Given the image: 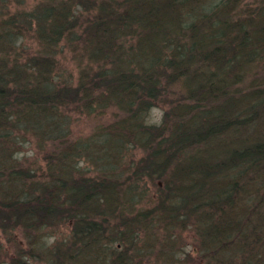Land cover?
Segmentation results:
<instances>
[{
  "label": "trees",
  "instance_id": "trees-1",
  "mask_svg": "<svg viewBox=\"0 0 264 264\" xmlns=\"http://www.w3.org/2000/svg\"><path fill=\"white\" fill-rule=\"evenodd\" d=\"M18 1L0 13V228L22 227L41 256L7 264H127V225L161 219L193 228L202 264H264V0ZM104 103L122 116L74 142L62 109ZM30 141L43 174L17 154ZM144 179L158 202L134 212ZM59 223L70 231L49 251L42 229Z\"/></svg>",
  "mask_w": 264,
  "mask_h": 264
},
{
  "label": "rangeland",
  "instance_id": "rangeland-1",
  "mask_svg": "<svg viewBox=\"0 0 264 264\" xmlns=\"http://www.w3.org/2000/svg\"><path fill=\"white\" fill-rule=\"evenodd\" d=\"M24 1L28 6L34 4V0ZM19 2L20 1L18 0H0L1 9H6L4 12L0 9V13H6L7 6L16 7V4ZM251 4L255 6L257 5V1L249 0L247 6L251 7ZM63 59L66 60H64L61 65H59L58 71L59 73H63L66 77H68L69 73H71V80L75 83L78 77V68H76L77 66L74 63V60H72L71 58H67L65 56ZM95 63H92L91 65L93 68L97 67ZM257 70L262 71L263 68L260 66L259 68H257ZM87 74L88 76H92L94 74V71L87 69ZM249 79L250 75L247 74L246 81H248ZM240 84H238L237 86H239ZM167 97H172L171 90H168L165 94H163L161 96V100H159L154 104V106L150 108L149 113H147L146 115V120L148 122L158 125L162 124L165 109L168 108L167 105L169 103ZM105 105V108L97 109L91 114H84L79 113L75 110H69V107L62 109V113L64 115H67L68 120L70 121V138L74 142L82 141L83 139H85V137L94 132L99 125H102L104 123L106 125L116 120L119 116H122V112L120 110H116L108 104ZM113 110L115 111L113 112ZM40 149L41 148H39L34 141L25 142V144L17 150V154H19V156H22L24 164H27L31 168L35 169L39 174H43L44 171L41 170V168H46V158L45 153L41 152ZM129 152H134V158L138 159V161L142 159L141 157H143L142 149H130ZM126 160H129L128 157L124 159L125 163ZM81 165L83 167H90L88 166L87 162L84 161L81 162ZM127 165L129 166L130 171H132L133 167L130 165V163H127ZM38 178L39 177H36L35 179ZM40 179H45V175H43ZM145 181L146 179L142 180L141 183ZM158 181V179H155L151 182V180L148 179L145 182L146 184H142V188L144 189L146 194L141 195L137 192V197L134 202L142 204H137L136 209H133L134 212H137V209L140 206H146L152 209L157 205L158 198L155 194L157 191V187L156 185H154V183ZM160 183H162V180H160ZM122 192L124 193V198H126L127 191L125 185ZM161 222L164 221H162L161 219V221H157L156 224L150 225L148 228L138 226V224L136 223H129L127 225V230L135 226L134 232H136L137 230L135 239H139L136 245L129 244L130 246H128L130 257L127 261V264H202V260L198 256L199 250H197L199 244L193 237V228L190 227L187 229L189 230L188 232H186L187 230H184L185 233H183L182 225L178 224L176 225V227H174L166 224L165 227V225ZM68 226L69 224L59 223L58 226L42 229V238L45 237V241L42 245L45 246V248H47L49 251L55 250V247L60 246L62 239L68 235L70 231V228ZM170 228L174 229L175 231L171 230ZM174 233L178 238L177 242L171 240V236ZM41 243L42 242L39 241L40 246H42ZM180 245H182L181 248ZM139 247L141 248L140 252L138 250ZM23 250H26L27 252ZM36 250L30 248L27 241V236L24 234L22 227L16 226L14 229H9L8 233L3 232L0 228V264H7L13 258H15L16 260L20 259L21 261L23 260L22 257L25 254H29V252H33L34 255H36L37 253L41 256V253H39V251L36 252ZM38 258L40 257L38 256ZM36 264L49 263H47L45 260L40 261L37 259Z\"/></svg>",
  "mask_w": 264,
  "mask_h": 264
}]
</instances>
